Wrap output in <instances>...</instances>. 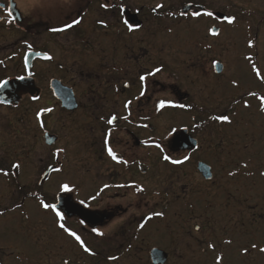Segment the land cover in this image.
Listing matches in <instances>:
<instances>
[{
	"label": "flooded vegetation",
	"instance_id": "af4514ba",
	"mask_svg": "<svg viewBox=\"0 0 264 264\" xmlns=\"http://www.w3.org/2000/svg\"><path fill=\"white\" fill-rule=\"evenodd\" d=\"M182 5L174 6L173 0H0L1 220L25 233L33 229L28 207L35 204L32 212L47 234L69 235L60 223L80 236L102 233L101 260L109 262L111 250L149 248L139 235L153 219H167L174 206L177 215L187 210L190 189L182 178L187 165L196 167L203 182L215 183L214 168L200 156L219 152L220 140H209L207 133L213 136L222 122L214 117L231 109L220 113L209 101L211 94L206 100L202 94L220 82L224 66L222 73L216 71L219 62L208 70L197 64L173 66L172 22L211 12ZM188 6L191 10L183 13ZM211 13L205 16L222 21L218 12ZM178 112L190 124H170L166 116ZM182 131L186 141L181 144ZM200 164L211 168L210 180L199 172ZM62 184L72 191H62ZM40 201L55 205L65 219ZM73 207L100 223L70 216Z\"/></svg>",
	"mask_w": 264,
	"mask_h": 264
},
{
	"label": "rangeland",
	"instance_id": "374dc122",
	"mask_svg": "<svg viewBox=\"0 0 264 264\" xmlns=\"http://www.w3.org/2000/svg\"><path fill=\"white\" fill-rule=\"evenodd\" d=\"M181 3L226 16L213 22L187 15L172 22L171 36L174 67L224 66L220 82L202 94L204 100L211 94L220 113L231 109L225 115L229 122L219 123L213 136L207 133L209 140H220L219 152L200 156L214 168L215 183L203 182L196 167L187 165L182 169L190 189L187 210L177 207V215L174 206L167 219H153L139 235L149 248L111 250L109 262L101 260L100 234H77L93 254L86 252L70 235L45 233L32 212L36 205H29L33 229L25 233L0 218V264H152L153 247L170 253L167 264H217L218 258L219 264H264V0H173L174 6ZM213 27L219 35L211 36ZM166 117L174 127L190 124L180 112Z\"/></svg>",
	"mask_w": 264,
	"mask_h": 264
},
{
	"label": "water",
	"instance_id": "95a60500",
	"mask_svg": "<svg viewBox=\"0 0 264 264\" xmlns=\"http://www.w3.org/2000/svg\"><path fill=\"white\" fill-rule=\"evenodd\" d=\"M191 10V6H188L186 7V9L183 11L186 12V11H189ZM233 19V18H232ZM221 20H226V16L225 15H221ZM215 33V34H214ZM220 33V30L218 28H215L211 31V34L213 36H216ZM215 67H216V71L218 73H222L223 71V65L222 64H215ZM185 132V131H184ZM184 132L182 131V138L183 140L179 137L178 139V143H184V141H186V135H184ZM189 140V147H193L194 149L197 147V144L195 143L194 145L191 144L190 142V138H188ZM195 142V141H194ZM180 145V144H179ZM199 172L203 175V177L207 180H210L212 178V171H211V168L205 164H200L199 167ZM72 209H74L73 211H71V213L69 214L70 216L71 215H76L78 217H80L83 221L87 222V223H90V224H97V223H100L99 220H98V217H96L95 215H91L92 213L86 211V210H76L75 207H73ZM89 218L91 220H89ZM196 231H199V227H196ZM150 257H151V261H152V264H167L168 260H169V255L168 253H166L165 251L161 250V249H153L151 252H150Z\"/></svg>",
	"mask_w": 264,
	"mask_h": 264
},
{
	"label": "snow or ice",
	"instance_id": "6c2138e0",
	"mask_svg": "<svg viewBox=\"0 0 264 264\" xmlns=\"http://www.w3.org/2000/svg\"><path fill=\"white\" fill-rule=\"evenodd\" d=\"M105 7H106V5H105ZM9 15H11V12H9ZM195 15H199V13H195ZM205 15L212 16L213 13L208 12V13H205ZM227 19H228V23H232V22H233V19H232V18H227ZM75 23H79V21H75ZM72 26H73V25L70 24V25H68L67 27H72ZM63 30H64V29H53V31H63ZM214 34H215V33H214ZM45 59H51V57L48 56L47 54H45ZM155 71H156V72H159L160 69L157 68ZM254 71H256V74H257L258 76L260 75L259 70H258V69H255V67H254ZM153 74H154V73H153ZM140 79L143 81V80L145 79V77H144V76H141ZM0 86H2V85H0ZM142 94H143V93H142ZM253 95H254V94H253ZM261 99L264 100V98H261ZM164 106H165V102H164V101H161L160 104H159V107H160V108H163ZM245 106L247 107L248 105L246 104ZM114 119H115V117H113L111 120H109V123H112V120H114ZM214 119L222 120V121H224V122H229V117H228V116H218V117H214ZM158 147H159V146H158ZM108 151H109V155H111V156L113 157V159H116V156H115V154L112 152V149L109 148ZM164 159H165V160H169L170 157L165 156ZM171 162L174 163V164L181 163V161H179V160H172ZM14 167L19 168V165H14ZM56 170L59 171L58 169H56ZM4 174L7 175V173H4ZM60 188H61V190L64 191V192H71V191H72V189L69 187L68 184H62V185L60 186ZM40 203H41V205H42V207H43L44 209H49V208H51V210L54 211V212L56 213V216L59 217V219H60L61 221H63V220L65 219L64 215H63L60 211H57V210H56L55 205H49V204L45 203L44 201H40ZM81 203H83V201H81ZM156 215L159 216V215H162V213H156ZM59 226H60L61 229H63L65 232H67L70 236L74 237L75 240H76L77 242L80 243V246H81L82 248H84V251H86V252L89 251V249L84 245V242H83V240L81 239V237H80L79 235H77L75 232H73V231L69 230L68 228H66L65 225H64L63 223H60ZM141 227H143V225H141ZM93 231H98V230L93 229ZM98 234L102 235V233H98ZM253 247H255V245H253ZM245 251H246V250H245ZM261 251H264V249H261ZM219 259H220V258H218L217 264H219Z\"/></svg>",
	"mask_w": 264,
	"mask_h": 264
}]
</instances>
